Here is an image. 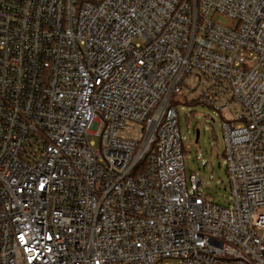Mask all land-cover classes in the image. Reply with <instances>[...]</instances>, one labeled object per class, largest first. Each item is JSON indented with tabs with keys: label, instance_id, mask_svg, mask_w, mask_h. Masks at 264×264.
<instances>
[{
	"label": "built area",
	"instance_id": "obj_1",
	"mask_svg": "<svg viewBox=\"0 0 264 264\" xmlns=\"http://www.w3.org/2000/svg\"><path fill=\"white\" fill-rule=\"evenodd\" d=\"M0 264H264V0H0Z\"/></svg>",
	"mask_w": 264,
	"mask_h": 264
},
{
	"label": "rangeland",
	"instance_id": "obj_2",
	"mask_svg": "<svg viewBox=\"0 0 264 264\" xmlns=\"http://www.w3.org/2000/svg\"><path fill=\"white\" fill-rule=\"evenodd\" d=\"M216 19L227 21L222 15H217ZM180 113L181 133L190 143V151L186 153V172L188 175L195 172L200 176V191L223 202L224 195L229 194V177L223 155L224 138L220 114L214 108L203 104L186 106L185 111ZM197 129L200 131L198 140ZM127 131L130 132L128 129Z\"/></svg>",
	"mask_w": 264,
	"mask_h": 264
},
{
	"label": "water",
	"instance_id": "obj_3",
	"mask_svg": "<svg viewBox=\"0 0 264 264\" xmlns=\"http://www.w3.org/2000/svg\"><path fill=\"white\" fill-rule=\"evenodd\" d=\"M199 132H200L199 129H197L196 130V140H198V138H199Z\"/></svg>",
	"mask_w": 264,
	"mask_h": 264
}]
</instances>
